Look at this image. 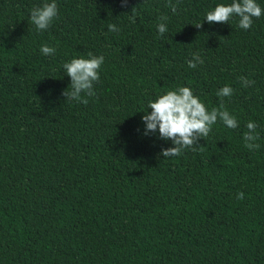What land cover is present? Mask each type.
Returning a JSON list of instances; mask_svg holds the SVG:
<instances>
[{"label":"trees","instance_id":"obj_1","mask_svg":"<svg viewBox=\"0 0 264 264\" xmlns=\"http://www.w3.org/2000/svg\"><path fill=\"white\" fill-rule=\"evenodd\" d=\"M44 2L0 0V264H264V15L243 30L206 21L232 0H172L176 14L168 0H56L37 31ZM89 52L104 56L95 95L69 101L63 64ZM225 85L238 127L218 120L196 151L160 155L174 145L144 135L149 101L186 86L210 111Z\"/></svg>","mask_w":264,"mask_h":264},{"label":"clouds","instance_id":"obj_2","mask_svg":"<svg viewBox=\"0 0 264 264\" xmlns=\"http://www.w3.org/2000/svg\"><path fill=\"white\" fill-rule=\"evenodd\" d=\"M122 6L127 5V0H121ZM166 7L171 9L173 14L178 11L177 4L168 0ZM264 15V8L257 0H232L231 3H219L212 10L206 13V21L209 24L229 23L234 17H238V27L249 30L252 27L253 19ZM58 6L56 0H45L41 6L33 7L30 11L29 19L37 31H44L49 28L54 20L58 19ZM168 16L159 17L160 23L157 30L162 37L167 31ZM202 27V22L194 25ZM110 32H118L119 28L115 24H109ZM43 55H52L56 49L53 46L43 44L40 47ZM89 58H73L63 64V68L70 80L69 86L64 90L63 95L69 101L87 103V99H82V94L94 96V84L100 80V69L104 63V56H94L88 53ZM189 68H197L204 63L203 58L198 53H192V58L188 60ZM243 87H249L255 83L246 77L240 78ZM234 89L225 85L216 92V97L220 101L219 108L210 111L206 105L194 95L191 88L181 86L159 95L154 101H149L148 108L151 112L144 111L142 121L145 124L144 135L156 133L163 140H171L174 146L163 148L160 155L163 157H178L186 149L196 151L200 138H207L212 132L213 125L217 121L223 122L230 129L238 127L237 118L224 108V98L231 97ZM247 131L243 134L244 146L253 151L260 148V134L257 131L258 125L254 121H248ZM237 199H244V193L239 192Z\"/></svg>","mask_w":264,"mask_h":264}]
</instances>
